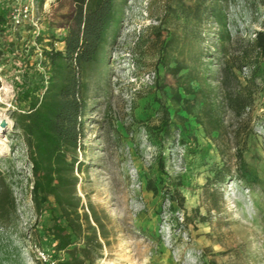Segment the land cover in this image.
<instances>
[{
  "label": "rangeland",
  "instance_id": "obj_1",
  "mask_svg": "<svg viewBox=\"0 0 264 264\" xmlns=\"http://www.w3.org/2000/svg\"><path fill=\"white\" fill-rule=\"evenodd\" d=\"M35 1V29L24 23L0 35V116L7 120L0 127V146L7 147L0 154V169L16 198V213L0 228V264H54L52 240L45 229L49 211L38 215L32 207L29 172L10 118L17 64L3 53L2 44H12L18 53L35 46L34 53L39 54L36 36H44L42 45L51 35L62 37L72 4ZM164 1L126 0L108 49L107 83L95 91L94 107L85 119L86 147L78 154L82 168L76 190L109 232L103 257L95 264H264V85L256 84L252 104L240 114L225 107L221 134L207 137L182 105L180 117L173 116L174 78L158 66L161 48L174 34L188 48L208 47L211 53L206 56L211 57L205 60L212 77L219 78L228 63L237 77L232 81L235 90L245 91L249 70H238L235 63L240 52L251 49L264 7L259 0H230L232 41L224 56L213 37L205 39L215 26L163 17ZM161 103L169 109L175 138L168 150L164 148L162 155L169 158L162 168L158 156L163 139L158 146L156 139L147 137V130L159 122ZM237 152L255 183L243 184L236 177ZM217 170L224 172L225 180H214ZM172 193L182 196L183 202ZM214 193L221 197L219 212L209 201Z\"/></svg>",
  "mask_w": 264,
  "mask_h": 264
},
{
  "label": "trees",
  "instance_id": "obj_2",
  "mask_svg": "<svg viewBox=\"0 0 264 264\" xmlns=\"http://www.w3.org/2000/svg\"><path fill=\"white\" fill-rule=\"evenodd\" d=\"M229 2L165 0L163 17L193 21L198 27L212 29L215 26L216 30L209 31L205 39L213 37L215 48L225 56L232 41L228 28ZM259 2L264 7V0ZM71 4L70 23L62 37L51 35L46 45H42L44 36H36L35 43L41 46L39 54L34 53L35 46L18 53L12 44H2V51L12 55L17 64L13 84L15 109L10 118L29 172L32 207L38 215L49 211V224L45 229L52 240V262L95 264L103 257L109 232L91 204L84 206L77 193L78 173L82 168L78 154L86 147L85 119L94 107L92 97L107 83L108 49L117 36L126 0H71ZM11 32L8 9L0 1V35ZM250 46V50L240 52L242 56L235 63L238 70L242 67L249 70L245 91H239L232 83L237 82V77L228 63L223 65L219 78L212 77L207 68L209 62L205 60L211 57L206 56L211 53L208 47L199 44L188 48L177 36L169 35L161 48L158 66L174 78L175 87L170 89L173 116L180 117L177 113L182 105L186 113L194 114L207 137L214 133L220 135L224 108L240 114L252 104L256 84L264 85V13ZM187 61L190 64L185 63ZM159 107V122L147 130V137L152 142L156 139L158 146L160 138L163 139L158 156V165L162 168L164 160L169 158L162 153L175 138L169 109L163 103ZM236 154V177L243 184L255 183L256 177L246 168L241 153ZM213 177L218 182L225 180L221 170L215 171ZM174 193L171 195L181 204L183 197ZM211 195L212 209L219 212L221 197ZM15 213L16 198L0 169V228L6 227Z\"/></svg>",
  "mask_w": 264,
  "mask_h": 264
},
{
  "label": "built area",
  "instance_id": "obj_3",
  "mask_svg": "<svg viewBox=\"0 0 264 264\" xmlns=\"http://www.w3.org/2000/svg\"><path fill=\"white\" fill-rule=\"evenodd\" d=\"M8 9L9 24L12 30L17 29L24 23H28L33 29L36 28L35 12L37 4L35 0H0ZM1 83V77H0ZM1 85V84H0Z\"/></svg>",
  "mask_w": 264,
  "mask_h": 264
},
{
  "label": "bare ground",
  "instance_id": "obj_4",
  "mask_svg": "<svg viewBox=\"0 0 264 264\" xmlns=\"http://www.w3.org/2000/svg\"><path fill=\"white\" fill-rule=\"evenodd\" d=\"M7 122V120H5V118L1 115L0 116V127L5 125ZM7 150V147L6 146H0V154L5 152Z\"/></svg>",
  "mask_w": 264,
  "mask_h": 264
}]
</instances>
